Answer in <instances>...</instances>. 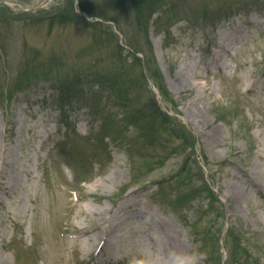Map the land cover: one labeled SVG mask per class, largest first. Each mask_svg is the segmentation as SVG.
Listing matches in <instances>:
<instances>
[{"label": "rangeland", "instance_id": "obj_1", "mask_svg": "<svg viewBox=\"0 0 264 264\" xmlns=\"http://www.w3.org/2000/svg\"><path fill=\"white\" fill-rule=\"evenodd\" d=\"M80 2L0 3L1 264H159L153 214L188 249L178 264H264V0H162L157 80L133 61L131 1L82 0L107 21ZM87 205L116 216L101 254L78 233L104 225Z\"/></svg>", "mask_w": 264, "mask_h": 264}, {"label": "trees", "instance_id": "obj_2", "mask_svg": "<svg viewBox=\"0 0 264 264\" xmlns=\"http://www.w3.org/2000/svg\"><path fill=\"white\" fill-rule=\"evenodd\" d=\"M75 1L76 0H69L68 9L67 10L64 9L68 14H72L74 12V9H76L74 7ZM130 1L134 5L136 26L137 25L139 26V28H140L139 30L145 31L146 44L148 43V50L147 51H145L144 49L139 50L137 48V45L139 46V44H137L135 41L130 43V45L132 46V49L134 50L132 52L133 61L135 64L140 63V58L137 56V53L143 54L145 57V61H144L145 68L148 70L151 77H153L155 80H157L160 77H158L159 73L155 72V71H157L156 62H155V58L153 56L151 44L149 43L147 30L152 25L157 24V22L160 18H158L157 20L152 22L153 17L157 16V15L159 17L161 12H165L166 6L168 4L162 3L161 2L162 0H130ZM83 4L84 3H82V0H81L79 7H80L81 11L84 12L85 14H87L88 16L97 17L101 20H106V21L111 19L102 10H100L99 12H95L93 9L91 10L90 8L85 7ZM113 5H115V4H113ZM113 19L116 20L115 18H113ZM81 20L83 21V23L85 22L83 17L81 18ZM58 22L60 23L61 20H58ZM118 47H119V45H118ZM31 71H33L32 68L27 69V67H23L22 70L20 71V73L18 74L20 77L18 78L17 82H15L14 89L10 90V91L15 92L18 89H20L21 87H23L24 84L27 82L26 80H28L29 77L22 78V76L25 75L26 73L30 74ZM29 76H31V74ZM75 77H76V79L73 78L72 81H76L77 84L80 83L82 76L79 78L78 74H76ZM101 79L102 78L99 77L96 83L101 84ZM106 79L107 80L106 81L104 80L103 82L104 83L107 82L106 84L112 85L111 83H113V81H114L113 77H108V78L106 77ZM71 83L73 84V82H71ZM158 88H159V91L161 92V94L164 97L165 96L167 97V92L165 89H163L162 86H160V83L158 85ZM148 104L149 105L147 106V109H146L148 116H146V118L147 117L150 118L151 121L153 122V124L155 126L159 127L160 130L161 129H163V130L168 129L169 131L174 130V128H172L171 120L166 116V114H164L160 110L157 103L153 99L151 100L148 98ZM170 126L172 129H170Z\"/></svg>", "mask_w": 264, "mask_h": 264}, {"label": "bare ground", "instance_id": "obj_3", "mask_svg": "<svg viewBox=\"0 0 264 264\" xmlns=\"http://www.w3.org/2000/svg\"><path fill=\"white\" fill-rule=\"evenodd\" d=\"M187 78H189V76ZM192 116H195V114ZM9 156L10 155H8V158ZM8 158L5 160L3 157H1L0 165H11L12 160L9 162ZM131 194V192L128 194V199L131 197ZM85 211L86 215H99L101 223L104 225L101 224L102 226H96L93 234L90 232V230L84 229L83 227L78 230V233L83 234L86 237V243L88 245H92L94 250L98 247L102 250L103 247L106 249L109 248L112 244L110 242V237L116 232L115 230L118 227V224L113 223L116 219V216L111 214L113 209L111 207H99L95 209L94 207L87 205ZM152 216L156 234V237H153V239L150 238L148 242V246L152 251V255L158 258L159 264H178V261L184 257L188 249L173 230L169 222L158 218L154 214Z\"/></svg>", "mask_w": 264, "mask_h": 264}, {"label": "water", "instance_id": "obj_4", "mask_svg": "<svg viewBox=\"0 0 264 264\" xmlns=\"http://www.w3.org/2000/svg\"><path fill=\"white\" fill-rule=\"evenodd\" d=\"M6 0H0V2H5Z\"/></svg>", "mask_w": 264, "mask_h": 264}]
</instances>
